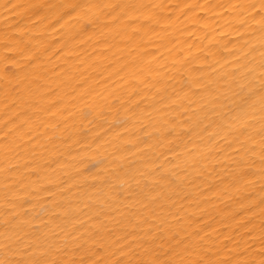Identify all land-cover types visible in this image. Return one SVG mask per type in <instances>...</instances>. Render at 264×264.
Returning <instances> with one entry per match:
<instances>
[{
    "label": "bare ground",
    "instance_id": "bare-ground-1",
    "mask_svg": "<svg viewBox=\"0 0 264 264\" xmlns=\"http://www.w3.org/2000/svg\"><path fill=\"white\" fill-rule=\"evenodd\" d=\"M0 264H264V0H0Z\"/></svg>",
    "mask_w": 264,
    "mask_h": 264
}]
</instances>
